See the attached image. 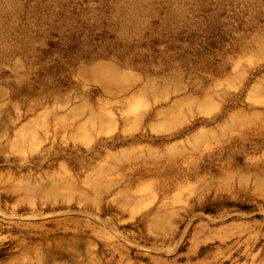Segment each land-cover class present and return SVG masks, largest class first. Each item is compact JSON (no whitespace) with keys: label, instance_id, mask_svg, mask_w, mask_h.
Instances as JSON below:
<instances>
[{"label":"rangeland","instance_id":"rangeland-1","mask_svg":"<svg viewBox=\"0 0 264 264\" xmlns=\"http://www.w3.org/2000/svg\"><path fill=\"white\" fill-rule=\"evenodd\" d=\"M152 1L0 0V264H264V0Z\"/></svg>","mask_w":264,"mask_h":264},{"label":"bare ground","instance_id":"bare-ground-1","mask_svg":"<svg viewBox=\"0 0 264 264\" xmlns=\"http://www.w3.org/2000/svg\"><path fill=\"white\" fill-rule=\"evenodd\" d=\"M140 1V0H139ZM145 2V5L143 6V10L146 11V13H150V9L153 7V1L152 0H142ZM168 1V0H166ZM7 3V2H6ZM2 4V3H1ZM25 7V6H24ZM23 7V8H24ZM35 9V8H34ZM5 10V9H3ZM10 10V9H9ZM5 13V12H4ZM12 13V12H11ZM13 14V13H12ZM11 14V15H12ZM6 16V15H5ZM14 18V17H13ZM14 25V24H13ZM5 26V25H4ZM7 28V27H6ZM13 28V27H12ZM9 30V29H8ZM13 30V29H12ZM16 31V30H15ZM12 32V31H11ZM6 33V32H4ZM11 34V33H10ZM9 34V35H10ZM2 35V34H1ZM13 36V35H12ZM4 37V35H3ZM6 37V35H5ZM2 38V37H1ZM8 39V38H7ZM21 39V38H20ZM1 42V41H0ZM9 42V40H8ZM21 46V45H20ZM24 47V46H23ZM13 54H22V51L16 50L13 46H9L6 49H2L0 47V59L5 58L9 55ZM80 71H82L86 77H90L91 79H95L96 82H99L102 85L106 84H120L122 73L116 68V66L109 64V63H102L97 62L92 66L89 67H82L80 68ZM17 87V86H15ZM30 87V86H26ZM27 89V88H26ZM75 262V261H74Z\"/></svg>","mask_w":264,"mask_h":264}]
</instances>
